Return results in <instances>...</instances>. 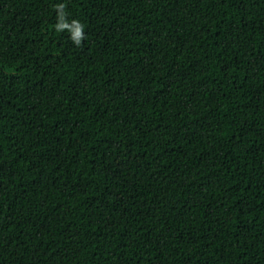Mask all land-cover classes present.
<instances>
[{
    "label": "trees",
    "instance_id": "trees-1",
    "mask_svg": "<svg viewBox=\"0 0 264 264\" xmlns=\"http://www.w3.org/2000/svg\"><path fill=\"white\" fill-rule=\"evenodd\" d=\"M0 264H264V0H0Z\"/></svg>",
    "mask_w": 264,
    "mask_h": 264
}]
</instances>
